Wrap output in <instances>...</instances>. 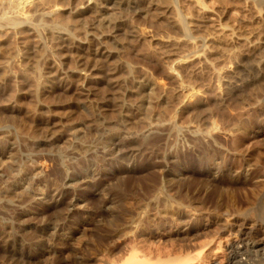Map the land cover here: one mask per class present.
<instances>
[{
	"label": "rangeland",
	"instance_id": "rangeland-1",
	"mask_svg": "<svg viewBox=\"0 0 264 264\" xmlns=\"http://www.w3.org/2000/svg\"><path fill=\"white\" fill-rule=\"evenodd\" d=\"M115 1L60 0L51 20L67 22L85 49L87 30L100 36L114 56L100 61L102 69L73 75L51 93L37 95L35 75L54 60L64 71L80 69L76 54L71 55L75 44L60 41L59 48L49 37L52 41L48 39L46 50L31 30H0V186L18 182L32 158L43 166L44 181L35 179L31 196L21 188L15 198L21 200L18 204L22 208L30 209L36 204L32 194L48 201L42 211L33 207L30 214L21 216L19 207L0 200V226L14 227L7 241L0 239V264L8 261L5 247L32 251L37 256L49 251L41 256V264H101L98 255L108 243L107 236L113 234L110 256L116 261L128 257L132 246L143 245L147 238L144 246L164 250L163 256L170 249L174 256H191L200 244L209 242L203 256V264H208V259L225 254L229 225L242 230L254 246L253 252L241 255L240 260L264 264V207L259 208L257 202L264 197V139L251 134L264 127V81L258 80V88L253 86L250 80L255 73L248 75L240 66L241 60L261 55V44L241 46L244 53L240 58L229 59L210 36L215 47L207 58L182 61L178 57L188 53L189 46L173 40L171 35L178 29L173 27L175 13L167 2L154 0L148 17L136 6L139 0L117 8ZM193 1L182 0V6L195 15L194 25L202 20L205 27L199 34L221 25L255 35L264 32V6L247 0H203L207 7L202 9ZM112 16L131 22L135 37L128 33L118 38L120 44L113 42V31L101 25ZM124 64L133 69L134 78L127 84L132 92L124 95L131 104L125 105L122 92L123 97L106 77L114 67L119 77L127 76ZM96 73L104 76L99 82L91 79ZM144 80L151 81L152 90L141 87V92L136 91L134 83ZM86 87L101 101L102 109L89 104L83 94ZM126 105L133 107L126 111ZM11 106L16 108L14 112L7 109ZM128 110L132 112L129 122L120 114H128ZM52 125L58 137L47 135ZM118 127L127 133L122 139L118 138ZM197 128L207 132L202 134ZM114 140L121 145L112 152L109 146ZM246 153L258 159L249 170L245 168ZM67 172L70 178L65 177ZM53 198L60 200V205H49ZM62 198L69 205L61 203ZM67 212L73 216L69 221L63 218ZM56 221L62 224L59 228ZM52 223L59 229L57 234L54 229L43 232L42 227ZM23 224L30 227L19 228ZM196 227L198 233L179 238L172 246L159 237ZM140 229L153 231L157 237H141L137 233ZM16 256L13 264L18 261Z\"/></svg>",
	"mask_w": 264,
	"mask_h": 264
},
{
	"label": "bare ground",
	"instance_id": "bare-ground-1",
	"mask_svg": "<svg viewBox=\"0 0 264 264\" xmlns=\"http://www.w3.org/2000/svg\"><path fill=\"white\" fill-rule=\"evenodd\" d=\"M13 1H14V4L12 3ZM164 1H165V3L166 2L168 3L169 7H171V9H173L174 13H175V21L173 22V27L178 29V32L176 33L175 36L171 35L173 37V40H175V43H177V44H179L180 42L183 41L187 46H189V50H186V51H188V53L184 52V54L181 53V55H179V57L177 56L179 58V60L188 62L189 60L192 61V60H196V59L203 58V57L207 58L208 52L211 53L213 48L215 47V45L213 47V45L211 43L210 36H213L214 37L213 38L214 41H217V43H219L217 48H219L220 51H222V53H225L227 58H229V59L233 58V57L235 59L236 58L237 59L240 58V56L244 53L243 52L244 50L241 48V46H244V45L245 46H247V45H249V46L251 45L252 46V45H255V44H261V49L263 50V51L261 50V52H262L261 55L255 56V58H253V59H246V60L243 59L244 61L241 60L242 63H240V66L243 67L245 73L248 74V75H250L252 73L253 74L255 73L254 74L255 76H253L251 78V80H250L254 84V85L252 84L253 86H256V87L259 86V84L257 83L258 80L264 81V32L260 31V33H259L257 31L259 34L255 35V34L249 33V32L245 33V32H243V30H241V28H237V27H234V26H228V25H226V26H222L221 25L220 28H218V29L210 30V31H207V32L205 31L206 32L205 34H199L198 32H199L200 28L201 27H205V25L202 24L203 23V22H201L202 20H199L200 23L194 25V23L192 21V18L195 15L192 14L191 11L188 12V11H186L183 8L182 0H164ZM153 2H154V0H139L138 2H136V6L139 7V8L141 7V10L144 11L146 16L149 17L151 15L150 13H151L152 7H154V5H153L154 3ZM193 2H195V4L200 6V8H202V9H203V7H205V8L207 7L203 0H194ZM247 2H254V3H256L255 4L256 6L257 5L264 6V0H247ZM122 3L123 4H128V6L129 5L131 6L132 4H135V1L134 0H119L117 2L115 1V2H113V4L115 5L114 8H117L116 5L118 6V5L122 4ZM59 4H60V0H11V1L10 0H0V30L1 29H7V30L11 29L15 33H19L20 31L22 32L24 30H28V31L31 30L33 32V34H35L37 37H39V39L42 40L41 43L44 46L43 48H45L46 50L49 49L48 45H47V41H48L49 37H52L51 38L52 40L54 39V40H56L58 42V47L59 48H60V41L64 45H65V42H69L71 44H75V46H74V50L76 49L75 53H71V55L72 54H76V62L79 65V67L81 66L82 68L81 67H80V69L77 68V70L73 69L74 71H72L71 69H70L71 71H64V70L61 69L62 67L60 68L59 64L54 62L55 61L54 60L53 63L47 69H45V70L43 69L42 71H37V73H36L37 75H35L37 80H38V85H39L38 88H37V91H36L37 95L38 94H46V93L54 92L55 90H57V88H60V83L71 81V79H73V75H78L79 76L81 74V76H84V75H82V72L84 73L85 70H87V69H90V68L92 70H95V69L96 70H100V69H102L99 66L101 64L100 61L103 58L111 59L114 56V54L107 49L106 45H104L105 42L102 41L103 39L102 40L99 39L100 36L98 38L96 34H94L92 32H89L87 30L86 31V35H87L86 37H87L88 42H86V43L88 44V46H87L88 49L87 48L85 49L84 47L81 46V43L77 42L78 39H76L75 33H73L72 30L67 27V25H66L67 22L65 23L63 20H60V19L51 20L52 17H53L54 12H56L55 10L59 9L58 8ZM260 6H258V7H260ZM262 8H264V7H262ZM113 16L111 18H107L104 21V23L101 22L102 23L101 25H102L103 29H110V30L113 31L112 33H114V34L111 36V39H112L113 42H116V43L118 42L117 44H120L118 38L121 39V36L122 37H123V35L127 36L128 33L130 34L131 37H135V28H134V26L132 25L131 22L118 21L117 18L113 17ZM48 17L50 19H48ZM144 21H142V22L145 23ZM149 21H150V18H149ZM143 23L141 25H143ZM146 24L147 23H145V25ZM179 33H180V35H178ZM52 40H50V41H52ZM50 41H48V42H50ZM56 41H54V42H56ZM214 41H212V42H214ZM82 43H84V42H82ZM173 43H174V41H173ZM186 45H185V47H186ZM174 46H177V45H174ZM54 48H55V46H54ZM175 49L178 50V48H175ZM50 51H52V50H50ZM55 51L57 52V50H55ZM0 53H1V50H0ZM52 56H53V54H52ZM124 65H125V68L128 70V72H127L128 75L127 76L125 75L124 77H121V76L119 77L117 75L118 74V68L117 67L111 68V70L106 73V77L112 83L113 87L116 88V90H117L115 92H119L120 91V96L122 94L124 96L126 93L132 92L131 89H130L131 87H128L129 85H127V84H128V82L130 83V81H133V80L129 81V79H131V78L134 79L133 78V69L129 66V64L128 65L124 64ZM102 75L103 74H101V73L100 74L96 73L91 79L99 82V80H101L104 77ZM238 78L241 79L240 77H238ZM136 83H134L136 85L135 86L136 91H139V89H141L139 91V92H141L142 89H143L141 87H144V88L146 87L147 90H152V87H153L152 85L153 84L151 83V81L144 80L142 82L138 81L137 84ZM89 88L86 87L85 92L83 93L85 95V97L88 99L89 104L91 106L97 108L96 110H98V108L102 109L103 108L102 107L103 104L101 103V101H99V99H94L95 97H93V96H95V94ZM252 90L254 91V87H253ZM121 92H122V94H121ZM117 95L119 96V94H117ZM127 95H125V96H127ZM123 96H121V97H123ZM124 97H123V99H125L124 100V102H125L126 101V97L125 98ZM121 99L122 98H120V100ZM124 102L122 103L124 105L127 104V103L131 104V103L127 102V101L125 103ZM126 106H128V105H126ZM131 106H128L126 108V111H127V109H129V107L131 109ZM121 107H122V105H121ZM7 109H9V111L14 112L16 108L14 106H11V107H9ZM119 110H121V109H119ZM127 113L128 114H124V112L120 113L121 115L123 114V117H124L125 120H128L130 115H132L131 114L132 112L130 113L129 110H128ZM128 122H129V120H128ZM126 123H127V121H126ZM120 126H122V125H120ZM118 128H115V129H118ZM120 129L121 128H119L120 132H118L117 135L119 136L118 137L119 139L120 138L122 139L124 134L127 135V133H125L126 131L124 133H123V131L121 132ZM197 129H198V131H200L201 128L200 129L197 128ZM244 129H246V128H244ZM256 129L257 130H255L254 132L251 133L252 134V138L264 139V127L262 126V127L256 128ZM54 130H57V128L55 129L54 125H52V127L48 128L47 135L54 136L55 135L54 133L57 132V131L54 132ZM116 131H114V132H116ZM129 131H131V130H129ZM198 131H196V133ZM204 131H205L204 129L203 130L201 129L200 132L202 134H204ZM206 132L207 131H205V133ZM192 133H195V132L193 131ZM4 136H5V134H4ZM52 136H49V137H52ZM56 136H57V134H56ZM56 136H54V137H56ZM111 138H112V136H111ZM9 139H7V140H9ZM48 139H50V138L47 137L46 140H48ZM119 139H118V141H119ZM115 140L111 143V146H109L110 144L108 143L109 144L108 145L109 146V150H111L112 152H114L116 150V147L118 145H121L119 143L120 141L119 142H115ZM55 141H58V139L55 140ZM51 142H49V144H51ZM107 142L108 141H106V143ZM53 144H55V143H53ZM106 145L107 144H105V146ZM107 148L108 147L106 146V149ZM245 157H246V159H245L246 160L245 168L247 170H249L255 164V160L254 159H256V160H258V159H257V157L253 159L251 153H246ZM28 161L31 162V166H30V168L28 170H25V172L20 170L23 174L22 175L20 174L21 176H19L20 177L19 180L16 179V180H18V182L13 183V184L11 182H9L10 184H8V185L3 186L4 184H2L3 187L0 186V200L3 201V202H6V203L8 202L9 204H12L15 207H19L18 215H21V216H26V215L30 214L32 212L31 210H32L33 207L34 208H37V207L41 208L40 210L42 211L43 208L45 209V207L48 206L47 205L48 201L45 200V197H44V199H40L39 200L36 197H34V194H32L33 196L30 197V198H33L32 199L33 200L32 203H36V204L35 205L32 204V208L31 209L30 208H22L18 204V202H20L21 200H19V199L17 200V198H15L17 196L16 191L18 192V189H21V188H22L21 190H23V192H25V194L31 196L33 185L35 183H37L35 181V179L38 180V178H40V181H44L43 177L45 176V174H44L43 166L39 165L38 163H36V161H34L32 158H30ZM12 168H13V166L11 167V169ZM65 177L66 178H70L71 176L69 177L68 172H67ZM38 185H39V183H38ZM63 201L64 200L62 198L61 203H64L65 205H69V203H67L66 200L64 202ZM257 202H258L259 208L262 209L264 207V197L263 196L259 197ZM179 203H180V205H183V202H179ZM48 204L49 205H54V206L56 204L60 205V200H56V198H53V202L51 204L49 202ZM72 205H73V203H72ZM254 205H256V204H254ZM253 207H251V208H253ZM67 210H69V212H70L71 208H68ZM251 210L252 209H250V212H251ZM70 215L67 212L66 215H64V217H63L64 220L69 221V219L73 217L72 215H71L72 217ZM59 219H60V217H59ZM217 222H218V220L214 221V224L217 223ZM57 223H59L58 224V228H59V225L61 223L60 222H57ZM54 224L53 225L45 224L43 227L41 226L43 228V232L44 231L45 232L49 231L50 229L51 230L54 229L52 231H55L56 234H57V230H59V229L57 228V225L56 224L54 225ZM28 227H30V225L23 224V225L19 226V228H22L23 230H26ZM65 227H67V226H65ZM13 228L14 227L12 225L7 226V225L3 224L1 229H0V235H1L0 239L2 238V241H4L3 239H5V241H7V239H8L7 237L10 235V230L13 229ZM17 229H18V227H17ZM22 229H20V230H22ZM61 230H62V228H61ZM66 230L70 233V231L67 228H66ZM199 230L200 229L198 227L193 228V229L189 228V229H187V230H185L183 232H181V231L168 232L164 236L160 235L159 237H160V239H163L164 242L165 241L167 242L169 240L171 242L170 245L172 246V245H174L173 242L177 241L179 238L182 239V238L191 236L193 233H198ZM11 231H13V230H11ZM65 231L62 232V233L64 234ZM137 231H138L137 233L141 237L142 236H145V237L148 236V238L149 237H153V236L157 237V235L153 231L146 232V230H144V229H140V230H137ZM228 231H229V237L228 238H230V239H228L226 247L224 248L225 249V254L222 257H213L211 260L208 259V262H207L208 264H247L246 261L240 260V258H241L240 256L243 255V254L247 255L249 252L252 253L253 250H254V246H251L248 243L246 237L244 236L245 234H244V232L242 230H235V226L234 225H229ZM18 233L20 234V232H18ZM11 234L13 235V237H15L14 236L15 233L13 234L11 232ZM50 234H52V233H50ZM42 235H44V234H42ZM69 235H71V234H69ZM115 235L116 234L107 236V239H108L107 245L104 244L105 247L102 246V248H104V249L102 250L101 255L98 253L100 256L97 254L98 258L99 257L101 258V259L99 258L100 259L99 261L102 262L101 264H198V263L203 264L204 260H206L203 257L204 255H206L205 254L206 252L204 250L209 244V242L208 243L205 242L206 244L205 243L200 244V246L197 247V250H195L196 253H192V255L189 254L191 256H187V255H185V257H183V256H174L173 255L174 253H172L171 249H170V251H168V250L165 251L164 252V256H163V251H164L163 249H162L163 251L161 252V249L159 251V248L155 249L153 247L144 246V244L147 245V243H145V242L149 241V240H147V238H145L142 241L143 245L139 246V245L135 244V245L132 246L131 253L128 255V257H126L125 259H123L121 261H116V260H113L111 258V256H110V251L112 250L111 247H110V244H111V241L113 240ZM41 237H44V236H41ZM45 237H47V235ZM15 238H18V237H15ZM53 238H55V237H53ZM47 239H48V237H47ZM47 239H45V240H47ZM218 239H219V242L222 241L221 240L222 239L221 236H218ZM9 243H11V241ZM41 243H43V242H41ZM6 244H7V242H6ZM7 246H9V245H7ZM34 246H35V244H34ZM149 246H151V245H149ZM42 247H43V245H42ZM44 247H46V246H44ZM32 248H33V246H32ZM4 249H5V253L4 254H5V257H6L5 259H7L8 261H5L3 264H13V263H15L14 262L15 261L14 260L15 259L14 258L15 255H18V256H16V257H18L17 258L18 261L16 262V264L17 263L18 264H41L42 260H43V259H40L41 256H45V255H47L49 253V251H45V250L42 251L41 250L42 251L41 252L39 250L41 252V254H40L41 256H37L31 250H30L31 252H28V251L25 252L24 249H19V248H18L19 249L18 251H17V249L13 250L12 248L9 249L8 247H5ZM50 250H51V248H50ZM99 250H100V248H99ZM39 251L38 252L36 251V252L39 253ZM63 252H65V251H63ZM163 257H164V259H163ZM44 264H47V263L44 262Z\"/></svg>",
	"mask_w": 264,
	"mask_h": 264
}]
</instances>
